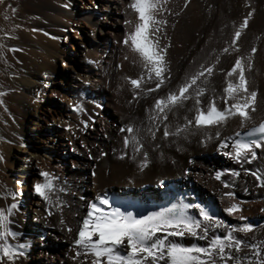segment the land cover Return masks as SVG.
Here are the masks:
<instances>
[{
	"label": "bare ground",
	"instance_id": "bare-ground-1",
	"mask_svg": "<svg viewBox=\"0 0 264 264\" xmlns=\"http://www.w3.org/2000/svg\"><path fill=\"white\" fill-rule=\"evenodd\" d=\"M127 3L0 0V44L4 45L0 49V192L16 193L19 208L12 227L21 234L19 242L28 245L16 264H32V259L39 264H79V260L72 259L75 230L87 202L105 191L148 208L166 196L170 200L183 198L185 203H204L227 224L238 226L242 223L238 218L222 211L231 201L218 198L220 182L213 178L217 170L224 169L239 173L237 177L226 174L222 179L233 184L234 201L241 204L238 215L254 225L253 233H236L237 237L264 239V187L257 188L255 178L244 172L264 171V149L255 150L257 158L252 163H237L217 151L215 140L202 146L197 134L188 140L170 137L164 141L160 129L154 142L145 144L149 161L143 170L138 168L137 160L120 158V128L130 121L146 126L145 108L154 99L149 95L133 100L124 79L140 75L131 53L118 43L125 32L123 21L132 18L125 11ZM249 12L238 44L242 55L249 54L253 45L257 49L251 53L247 79L249 90L256 92L252 118L256 123L264 119V0H189L187 5L184 0H167L165 42L169 44L171 79L157 90L158 94L175 89L193 68L190 62L206 66L214 59L208 53L214 48L219 51L225 40L230 43L234 25ZM83 27L88 31L79 36L77 31ZM5 32L11 38L5 39ZM74 56L81 62L78 67L69 61ZM233 61L234 55L221 57L209 79V90L220 91L223 72ZM70 101L81 103L85 113L77 116L69 108ZM191 106L190 101L186 102L175 116L169 115L168 123L173 127L182 123ZM89 116L93 118L90 121ZM81 119L88 121L87 128L79 123ZM65 124L71 126L67 131ZM237 130L243 131L239 119L233 118L226 123L224 135ZM40 170L55 176L56 186L62 189L54 199L58 197L63 206L50 216L44 212L43 200L32 190L33 183L41 179ZM11 202L0 199V207ZM189 211L198 215L194 209ZM64 226L72 232L64 231ZM217 234H223V230ZM182 243L204 246L206 241L186 237ZM240 255L243 258L252 253L245 248Z\"/></svg>",
	"mask_w": 264,
	"mask_h": 264
},
{
	"label": "snow or ice",
	"instance_id": "snow-or-ice-1",
	"mask_svg": "<svg viewBox=\"0 0 264 264\" xmlns=\"http://www.w3.org/2000/svg\"><path fill=\"white\" fill-rule=\"evenodd\" d=\"M188 3L189 0H184L185 5ZM166 5L167 0H128L125 5V11L132 18L123 21L125 32L118 43L131 53L132 62L140 69V75L124 79L130 85L133 100L149 95H153L154 99L150 107L145 108L146 126L144 122L130 121L120 128L123 147L120 158L127 156L130 160H137L138 168L143 170L149 161L145 144L154 142L157 132L162 129L164 141L170 137L188 140L190 136L199 134L202 146L215 140L217 151L223 156L237 163L245 160L252 163L257 158L255 150L264 149V119L256 123L252 118L256 92L249 90L247 79L252 67L251 53L257 49L253 45L249 54L242 55L238 44L251 12L234 25L230 43L225 40L219 51L214 48L208 53V57L214 59H210L206 66L203 62H190L193 68L177 87L160 95L157 90H162L171 79L167 59L169 44L165 42L168 39L167 20L164 18ZM5 19H8L7 15ZM4 38L11 37L5 32ZM3 47L0 44V49ZM13 50L8 48L10 52ZM231 55H234V61L223 72L222 88L219 92L215 88L209 90V79L215 74L221 57ZM2 57L3 52L0 51ZM125 59L128 57L125 56ZM147 84L154 86L146 87ZM189 101L192 106L188 108L183 122L171 126L169 115L175 116L176 110L184 109ZM69 108L77 116L85 113L81 103L70 101ZM233 118L239 119V129L243 131L224 135L226 123ZM92 119L88 117L89 121ZM79 123L84 128L89 126L88 121L83 119ZM70 127L65 124L66 131ZM159 147L156 145V148ZM0 162H3L2 156ZM244 172L255 178L257 188L264 187V171L244 169ZM226 174L231 177L239 175L237 171L224 169L217 170L213 178L220 182L218 198L231 201L222 211L227 216L238 218L242 222L238 226L227 224L204 203H185L183 198H179L173 199L167 206H153L150 210L138 202L127 201L105 191L87 202L86 212L79 220L72 239V259L79 260V264H264V239L256 240L253 236L249 241L236 235L253 233L254 225L247 222L243 215H238L241 204L234 201L233 184L222 179ZM38 176L41 179L33 183L32 190L43 200L46 205L44 212L50 216L63 206L58 197L54 199L62 189L56 186L58 180L49 172L40 170ZM158 184L162 185L163 181H158ZM0 199L13 201L0 207V264H16L28 247L26 243L19 242L21 234L12 227L13 217L19 208L16 193L0 192ZM190 209L198 215H192ZM60 223L64 225L62 219ZM221 230L223 234H217ZM64 231L72 232V229L64 226ZM186 237L206 243L204 246L185 245L182 241ZM245 248L252 256L241 257L240 253Z\"/></svg>",
	"mask_w": 264,
	"mask_h": 264
},
{
	"label": "rangeland",
	"instance_id": "rangeland-1",
	"mask_svg": "<svg viewBox=\"0 0 264 264\" xmlns=\"http://www.w3.org/2000/svg\"><path fill=\"white\" fill-rule=\"evenodd\" d=\"M88 30H87V27H83L82 29H80V30H78L77 32H78V35L79 36H81V35H85V32H87ZM70 35H74V33H72V32H70ZM69 61H70V63H72V65H74L75 67H78L79 65H80V61L78 60V57H71L70 59H69ZM69 72V71H68ZM63 77H61V79H62ZM64 79V78H63ZM65 79H67V78H65ZM70 164V163H69ZM31 174L33 175V172H31ZM30 189H31V186L28 184V186H27V191L29 192L30 191ZM30 220H31V217H30ZM56 243H58V245H61V243L60 242H56ZM60 243V244H59ZM31 263L32 264H39V262L37 261V260H35V259H32V261H31ZM54 262H52V264H53Z\"/></svg>",
	"mask_w": 264,
	"mask_h": 264
}]
</instances>
